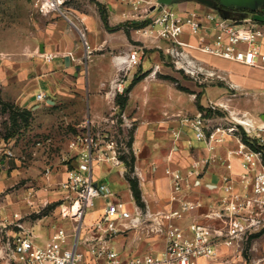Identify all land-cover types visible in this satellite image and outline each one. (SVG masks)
<instances>
[{
  "label": "crops",
  "instance_id": "crops-1",
  "mask_svg": "<svg viewBox=\"0 0 264 264\" xmlns=\"http://www.w3.org/2000/svg\"><path fill=\"white\" fill-rule=\"evenodd\" d=\"M105 2L100 1L99 4L107 8L104 15L111 30L106 29L102 12L96 5L91 11H75L79 14L83 29H72L66 20L57 23L45 20L33 32L32 43L24 54L0 57V93L3 104L8 109H13L17 124L29 120V133L47 136L46 141H38V146L31 148V151H49L54 146L63 150L62 157L54 163V175L46 181L52 186L65 182L70 173L68 166L62 163V159L72 153L71 140L67 139L68 127L73 126L81 132L82 129L91 128V125H102L112 114L120 112L132 125L125 130L132 133L129 151L135 156V175L143 192V202L146 205L144 207L152 211L174 207L167 204L168 189L162 192L159 189L147 190V187H159L164 185V181L168 185L170 179L168 181L164 177L167 170L181 171L186 179L184 200L203 205V208L187 213L180 223L188 226L194 218L204 223L201 215L210 206H217L224 196L226 177L231 178L236 191L242 189L243 160L237 155H230L237 146L230 140L213 144L212 150L207 142L198 141L187 121L214 106L215 110H228L235 117L246 115L256 121L264 118V69L195 52L194 55L202 66L216 74L212 78L201 77L199 80L204 86L198 87L195 82L184 79L183 73L166 65L170 62L164 54L167 43L143 35L140 30L145 27L135 29L126 26L115 29L119 25L144 21L134 19L132 9L121 0ZM181 4L182 14L196 13L203 17L208 13H218L193 1ZM262 10L264 8L258 12ZM257 16L263 18V15ZM199 21L205 29L210 30L209 21L204 18ZM81 32L86 36L90 53L79 38ZM187 39L197 42L193 37L187 36ZM42 45L44 53L40 52ZM135 51L141 58V64L130 69L124 77L119 74L122 59ZM49 56L54 57L51 62L46 60ZM54 62L56 64L52 65ZM156 66L159 71L152 74ZM120 76L126 80L123 94L126 102L122 109L118 104L119 96L113 98L110 93L111 84ZM173 79L177 83L173 84ZM39 94H44L47 98L40 101ZM1 131L0 124V195L31 176V170L23 167L26 164L24 159L18 158L15 153L14 140H4L7 134ZM22 131L20 127L11 129L14 137L19 136ZM190 132L194 134L197 146L192 145ZM7 151L13 152L15 157L8 158L4 154ZM49 155L50 153L47 154ZM73 163L77 164V170L79 159ZM122 163L117 168L108 162L97 163L93 167V177L99 185L108 186L116 200L124 201L127 209L131 211L137 202L131 184L124 177L126 163L124 160ZM40 180L42 182L45 179ZM29 184L28 182L25 187ZM54 188L53 193H49V188L47 191L34 192L33 189L23 194H7L0 204L1 220H11L13 214L18 213L16 208L21 203L17 204V195L22 197L23 205L33 200L38 202L43 196L49 197L52 202L58 201L61 192L58 187ZM105 202L102 198L96 199L90 210L98 203L102 204V209L91 213L88 210L83 219L79 243V249L83 252L88 251L86 241L93 237L91 228L101 220ZM57 210L59 211V207ZM58 211L54 218L47 216L32 223L25 221L38 246L44 247L58 229H64L61 223H67L68 220L63 219L60 212L57 214ZM68 228L70 229V225ZM66 231L70 234V230ZM99 235L96 233L95 236ZM110 246L119 253L120 258L125 259L161 253L165 248V241L163 238L144 237L139 240L135 231H129L117 237ZM222 252L224 263L239 264L241 258L236 251L223 248ZM202 261L211 264L209 261ZM101 263L105 264V261Z\"/></svg>",
  "mask_w": 264,
  "mask_h": 264
},
{
  "label": "built area",
  "instance_id": "built-area-1",
  "mask_svg": "<svg viewBox=\"0 0 264 264\" xmlns=\"http://www.w3.org/2000/svg\"><path fill=\"white\" fill-rule=\"evenodd\" d=\"M134 12L133 18L150 23L140 32L146 37L164 41L167 48L164 54L171 60L174 68L196 80L201 77L212 78L216 74L206 70L195 57V52L214 55L229 61L253 68L264 69V10L263 18L232 14L225 19L219 13H208L201 17L196 13H177L170 6L151 0H121ZM65 0H40L37 4L42 14L60 12ZM243 17V18H242ZM211 23L205 29L199 19ZM187 36L197 39L193 43ZM84 47L90 53L86 36L81 32ZM54 57L46 58L51 62ZM141 64L138 52H131L122 59L119 74L126 73ZM159 67L152 70L156 74ZM219 77V76H218ZM126 90V80L121 76L111 84L113 98L121 96ZM46 95L39 94L44 101ZM213 110L216 107H212ZM118 110V107H117ZM211 120L198 113L187 121L198 141L213 144L230 140L236 149L230 155L243 160L242 189L236 191L231 178H225L224 196L217 206H210L201 215L204 223L197 218L188 226L180 221L187 213L196 212L203 205L194 204L183 198L186 179L181 171L167 170L172 185L171 207L167 210L152 211L138 204L130 211L126 203L116 200L108 186L99 185L93 177V167L100 162H108L116 168L123 165L121 156L126 147L116 140L119 128H131L123 114L114 113L102 125H96L100 132L93 137L89 127L87 136L79 137L70 144L72 151L78 153L77 170L69 173L67 182L78 193L71 207L59 206L60 216L77 223L76 239L64 229H58L44 247L35 243L33 232L26 225L24 217L15 213L11 220H0V262L2 264H200V261H214L220 258L223 248L234 250L242 258L245 240L262 234L264 238V119L258 121L246 116L229 113L225 124L210 129ZM122 149V150H121ZM8 158L15 157L11 151L4 152ZM229 168L230 165H229ZM50 172L47 171V176ZM102 198L105 202L101 220L92 228L93 237L86 241L88 251L79 249L83 219L94 201ZM115 199V200H113ZM178 204V206L176 205ZM176 205V206H175ZM135 231L140 238H163L165 248L161 253H149L122 259L110 245L119 236ZM100 234L99 236H95ZM72 240V241H71ZM253 264H264V254Z\"/></svg>",
  "mask_w": 264,
  "mask_h": 264
},
{
  "label": "rangeland",
  "instance_id": "rangeland-1",
  "mask_svg": "<svg viewBox=\"0 0 264 264\" xmlns=\"http://www.w3.org/2000/svg\"><path fill=\"white\" fill-rule=\"evenodd\" d=\"M40 0H0V57H6V56H12V55H20L24 54L28 48V46L32 43L33 39V32L35 33L38 28H40L45 22V20H48L52 23L60 22L61 20H66L68 22V26L71 27L74 30L83 29L84 26L82 25L79 14L75 11H83L86 9H95L97 3L100 1L105 2L106 0H65L64 5L61 7V10L63 12H51L48 14H42L40 10L37 7V4ZM155 1V0H151ZM106 3V2H105ZM182 4H176L172 5L170 8L174 10L177 13H182ZM260 13V12H259ZM253 16L258 15V13L252 14ZM80 40L82 39L80 35ZM83 41V40H82ZM84 43V42H83ZM56 62V61H55ZM54 62L55 65L56 63ZM169 67H174L171 60L170 62L166 63ZM175 69V68H174ZM176 70V69H175ZM177 71V70H176ZM184 79L195 82L198 87L204 86V84L200 83V80H196L190 76H186L183 73ZM174 80V79H173ZM177 83L176 80L173 81V84ZM190 98H192V95H190ZM0 93V124L2 132L7 135H11V129H15L16 127H20L23 131L20 132L19 136L12 137L10 140H14V150L15 153H17L18 158H23L24 162L26 164L23 165L24 168H27L31 170V176L30 178L26 179L24 182L21 181L17 186L8 189L5 193L0 195V204L3 200V197L11 192H21V194L25 192H30V190L34 189V192L37 190H46L49 189V193H52L55 191V187H58V191L61 193V197L58 201L52 202L51 199L47 196H43L40 201H31L24 203L21 201L22 197L20 195L19 199H17V204H20L21 206H18L16 208V212L20 213L24 217V221L27 222H35L37 220H43V218L47 216H51L54 218V214H56L57 208L62 205L66 204V206L71 207L73 205V202L77 200L78 193L76 191H73L67 182V180L61 184H52L46 183L48 181V178L52 175H54L53 169L55 168V161L62 157V149H60L57 146L51 147L49 151H38V153H35L33 150L31 151V148L38 146L36 143L38 141H46L47 136L45 135H33L29 133V120H23L20 124L13 122L15 119H13L14 113H12V108L8 109L6 105L3 104ZM10 111V112H9ZM203 114H205V117L209 120H211L210 123V129L214 130L217 127L220 126H227L225 124V120H221L222 118H226L229 116L228 110L219 109L213 110L212 108L205 109L202 111ZM10 115V116H9ZM71 125V124H70ZM10 129V130H9ZM89 127L82 129L81 132H78L76 128L73 126L68 127V140L77 141L79 137H86L88 133ZM129 129V128H128ZM9 130L7 133L6 131ZM100 132L96 126L94 127L91 125V133L93 134V137L96 133ZM130 130L126 131L125 129L122 130L121 128L118 129L117 132H115L116 140L119 142V144H122L121 147H126V153L120 157L121 160L124 158L125 161L129 162L131 160V151H129V144L132 133H129ZM17 133V131H16ZM189 137L192 139V145L197 146V142L195 140L194 134L192 132L189 133ZM59 138V137H57ZM56 137L54 138L55 141ZM58 141V140H57ZM36 144L35 146H33ZM71 144V143H70ZM55 145V144H54ZM42 149V147H38ZM122 150V149H121ZM50 153L49 156L47 154ZM21 158V159H22ZM78 159V153L76 151H72V153H69L68 156L63 160V164L68 166V171L71 172L73 170H76L77 164H74L73 161ZM49 170L50 174L47 176V171ZM56 174V172H55ZM124 177L129 182L132 181H138L137 176L135 175V171L132 173L130 168L127 167L124 169ZM164 177L167 178L169 181V176L165 173ZM41 178L45 179L44 181L40 182ZM69 178V175H68ZM30 183L29 186H26L27 183ZM130 183V182H129ZM169 184L161 185L159 187H147L149 189H159L160 191L164 192L167 189L169 190V200L167 202L168 206L171 205L170 200L172 198V185L170 181ZM139 184V183H138ZM141 195H142V203L143 202V192L141 190V187L139 185ZM143 187V191H144ZM23 191V192H22ZM149 195L148 192H145ZM134 196V195H133ZM40 198V196H37V198ZM115 200V199H113ZM21 201V202H20ZM44 201V202H43ZM54 201V199H53ZM46 202V204H44ZM140 205L139 203H137ZM145 205V204H144ZM141 206V205H140ZM146 207V205H145ZM144 207V208H145ZM102 209V204H96L95 208L90 210L89 213L93 211H100ZM60 210L57 212L59 214ZM56 218V217H55ZM1 220V217H0ZM67 223L62 222L61 227L66 229L70 225V235L73 237V239L77 237L78 231L76 230L77 223L73 222L70 218H67ZM262 234H258L254 237H250L249 239L245 240L244 246L242 249V258L239 260V264H253L254 260L260 259L264 254V238H262ZM1 250V245H0ZM224 254L221 251L220 258L214 261H209L211 264H226L224 263ZM238 263V262H237ZM200 264H205L204 261H200Z\"/></svg>",
  "mask_w": 264,
  "mask_h": 264
},
{
  "label": "water",
  "instance_id": "water-1",
  "mask_svg": "<svg viewBox=\"0 0 264 264\" xmlns=\"http://www.w3.org/2000/svg\"><path fill=\"white\" fill-rule=\"evenodd\" d=\"M188 1H193L199 5L213 9L221 14L225 19L231 18V12L229 9L235 8L256 13L260 9L264 8V0H157L159 4L164 6H172ZM244 15L245 13H242V16ZM40 52L44 53L43 45L40 48Z\"/></svg>",
  "mask_w": 264,
  "mask_h": 264
},
{
  "label": "trees",
  "instance_id": "trees-1",
  "mask_svg": "<svg viewBox=\"0 0 264 264\" xmlns=\"http://www.w3.org/2000/svg\"><path fill=\"white\" fill-rule=\"evenodd\" d=\"M97 6L99 7L100 11L102 12V18H103V22L105 24L106 29L107 30H111L109 25H108L107 17H106V15H104L105 13H107L106 12L107 8L105 6L100 5L99 3H97ZM229 11L231 13L233 11L237 12L239 15H241L242 13H245L247 15L254 14V12L243 11V10H239V9H229ZM257 13H258V15L259 14L262 15L259 12H257ZM149 23H150L149 20H146V21H144L142 23H140V22H132V23H127L126 25H119L115 29H117V28L120 29L121 27H126V26L130 27V28L141 29V28H144V27L148 26ZM125 102H126V98L124 97V95L119 96L118 104L121 107V109L124 107ZM13 122L15 123L14 125L16 126V123H17L16 119ZM12 137H13L12 134L11 135H7L6 137H4V140L8 141ZM129 146H130V144H129ZM122 160L125 161L124 158ZM125 163H126V166L129 167L131 172L133 173L135 171V156H134V153L131 152V160L129 162L125 161ZM129 182L131 184V189H132V192H133V195H134V198H135L136 202L139 203L141 205V207H144V204L142 203V195H141V191H140V188H139L138 181L130 180Z\"/></svg>",
  "mask_w": 264,
  "mask_h": 264
},
{
  "label": "flooded vegetation",
  "instance_id": "flooded-vegetation-1",
  "mask_svg": "<svg viewBox=\"0 0 264 264\" xmlns=\"http://www.w3.org/2000/svg\"><path fill=\"white\" fill-rule=\"evenodd\" d=\"M232 13L235 14V15L238 14L237 12H234V11Z\"/></svg>",
  "mask_w": 264,
  "mask_h": 264
}]
</instances>
